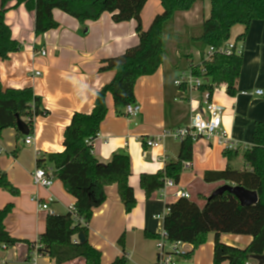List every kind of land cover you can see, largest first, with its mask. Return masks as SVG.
<instances>
[{"label": "crops", "instance_id": "0c3cea01", "mask_svg": "<svg viewBox=\"0 0 264 264\" xmlns=\"http://www.w3.org/2000/svg\"><path fill=\"white\" fill-rule=\"evenodd\" d=\"M207 1V10L203 8L201 15L197 5L192 13H175L174 31L177 35H184L187 28L202 26L210 14V0ZM161 11L160 0H148L142 12L143 27L147 29ZM53 16L59 27L36 36L34 12L21 5L6 13V22L21 48L11 53L7 60L0 59L2 86L5 90L32 88L42 98L49 114L35 120L34 140L29 145L25 143L24 135L14 128L5 129L0 138V172L6 173L18 190V194H13L0 189V209L13 204L5 226L12 237L21 241L15 246H0V264H28L31 255L28 244L40 239L46 229L47 216L64 214L74 207L75 198L60 180L50 188L34 184L37 158L63 152V134L73 114L91 113L97 93L115 75L114 71L99 72L101 61L118 56L139 42L134 20L117 24L110 13H103L99 20L82 24L59 9L53 10ZM245 31L244 25H235L230 37L243 47L237 93L229 96L225 86L214 96L215 102L224 108L223 128L239 144L241 153L252 145L255 124L264 122V97L255 94L256 90L264 91V20L253 21L246 37L238 41ZM170 47L159 69L136 83L135 100L141 106L140 115L135 119L118 115L109 96L108 116L93 144V154L101 163H108L116 153L130 155L129 184L134 188L137 200L136 207L130 213L126 212L117 186L112 185L106 189V200L94 209L88 225V240L101 251V264H111L124 253L127 264H156L158 261L157 240L164 230V221L156 216L163 214L166 206L176 199L173 196L164 198L160 191L147 198L140 177L160 173L168 164L176 162L180 142L168 139L162 147L151 148L146 140L163 129L189 125L200 101L199 93H182L176 87V78L190 67L188 60L175 49V44L171 43ZM41 50H46L47 54L41 55ZM191 54L193 57L192 51ZM193 61L199 63L194 58ZM37 71L41 75L36 76ZM245 91L251 94L243 95ZM224 150L216 141H195L192 166L183 167V171H190V174L182 175L176 187L167 191L168 194H174L178 189L187 190L191 198L203 206L215 189L227 184L204 180L206 172L225 169ZM239 161H242L240 167ZM234 165L238 169L245 167L242 156ZM50 198L52 202L44 210L40 205ZM122 236L124 247L119 242ZM220 240L246 249L252 237L224 232L220 234ZM214 242L215 233L211 232L207 242L195 249L190 257L186 255L192 252L193 246L183 243L181 247L185 255L175 256L174 261L176 264H214ZM39 264L56 263L49 256L41 255ZM66 264H84V261L77 259ZM250 264L258 263L252 260Z\"/></svg>", "mask_w": 264, "mask_h": 264}, {"label": "trees", "instance_id": "16d2710c", "mask_svg": "<svg viewBox=\"0 0 264 264\" xmlns=\"http://www.w3.org/2000/svg\"><path fill=\"white\" fill-rule=\"evenodd\" d=\"M148 0H0V59L7 60L11 53L20 50L21 45L12 36L6 22V13L24 5L27 11L35 13L34 30L36 36L57 29L53 10L68 14L84 24L97 21L103 13H110L112 20L119 24L136 23L139 42L122 54L101 61L99 72L114 71L113 79L98 93L91 113L76 112L63 134L64 151L43 154L37 158V167L51 169L56 180H60L76 202L74 211L64 214H49L46 229L40 236L41 255L49 256L56 264H66L82 259L84 264H101L102 253L88 240V225L94 209L106 200V189L116 185L118 195L130 213L137 204L134 188L129 184L131 157L126 152L116 153L108 163H101L93 154V143L99 135L100 127L108 116V97L113 99L115 111L123 115L124 108L135 100V86L144 76L153 75L163 63L167 53V33L182 57L188 60L190 69L200 75L201 68L216 84H225L229 96L237 93V84L243 66L242 55L231 56L215 53L212 60L195 64L191 48H196L204 56L209 47L219 48L230 40L231 30L241 24L246 31L238 41L246 37L253 21L264 20V0H210V14L198 29L187 28L184 35L174 31V16L180 11H189L197 0H160L162 11L156 14L145 29L142 12ZM12 4H14L12 6ZM204 59V57H203ZM49 110L42 98L32 88L5 90L0 81V138L5 129H17L18 116L27 124L30 135L34 134L35 120L46 117ZM19 134H21L18 131ZM25 138L28 136H24ZM92 141V144L88 142ZM193 140L180 143L178 160L168 164L157 174H142L140 185L147 198L163 189L167 179L180 181L183 162L193 159ZM226 167L219 171H209L204 175L207 183L224 182L256 191L259 202L251 207H242L232 194L225 193L201 206L197 201L178 198L169 203L170 212L164 218V230L171 242L180 241L195 249L207 242L208 235L215 233L214 264H250L251 256L264 255V122H258L253 129L252 145L241 153L239 150H224ZM242 156L245 167L238 169L234 162ZM0 189L18 194V190L0 172ZM13 204L0 209V246H15L19 242L11 236L5 220L11 213ZM233 233L252 237L250 245L241 249L221 242V233ZM85 236L79 242L78 235ZM124 247V236L119 240ZM29 249L35 243L28 244ZM29 259V258H28ZM123 256L111 264H127ZM156 264H159L157 261Z\"/></svg>", "mask_w": 264, "mask_h": 264}, {"label": "built area", "instance_id": "2783aa9c", "mask_svg": "<svg viewBox=\"0 0 264 264\" xmlns=\"http://www.w3.org/2000/svg\"><path fill=\"white\" fill-rule=\"evenodd\" d=\"M243 47L238 45L237 42L228 40L221 47L214 48L209 47L204 56L201 52H198L200 57L199 63L201 64L203 60H212L215 53L231 56L233 54L242 55ZM41 55L45 56L47 54L46 50H41L39 52ZM204 57V59H203ZM206 70L201 68L200 75H195L193 70L189 68L188 71L181 72L180 75L175 80L176 87L182 92H195L200 94L199 107L193 113L191 122L187 126H181L176 128L163 129L160 133L150 136L146 140V144L151 148L162 147L164 142L168 139L178 141L180 143L184 142L186 139L191 138L193 142L199 139H205L207 141H216L225 150H238L239 144L235 142L228 132L223 128V113L224 108L219 105L214 100L215 94L222 92L225 84H216L211 77L206 75ZM36 76L41 75V72H35ZM251 94V92H243V95ZM256 95L264 97V91L256 90ZM192 103V102H191ZM141 106L137 102L128 104L123 110V116L129 119H135L140 115ZM33 136H28L25 138L26 144L33 143ZM92 144V141L88 142ZM94 144V143H93ZM248 148H246L247 150ZM2 150L0 149V153ZM192 166L191 161L183 162L184 168H190ZM34 184L42 188H50L56 181L53 176L51 169H45L42 167H37L33 173ZM176 187V183L167 179L162 190H160L161 196L168 198L169 196L178 198L191 199V194L184 189H178L174 194H168V190ZM38 202V198H35ZM52 202L50 198L47 202L40 205L44 210L48 209V204ZM74 211V207L70 209ZM170 212V207L167 205L164 213L157 215L156 218L164 221L165 216ZM183 243L180 241L171 242L169 240L168 233L163 230L157 240V251H158V262L159 264H176L174 261L175 256L185 255L182 250ZM4 248L7 246L3 245ZM40 248L39 240L35 243V246L31 249V255L28 264H39V258L41 254L38 252Z\"/></svg>", "mask_w": 264, "mask_h": 264}, {"label": "water", "instance_id": "95a60500", "mask_svg": "<svg viewBox=\"0 0 264 264\" xmlns=\"http://www.w3.org/2000/svg\"><path fill=\"white\" fill-rule=\"evenodd\" d=\"M17 129L24 136L30 135L29 127L19 116L17 118ZM225 193L235 196L242 207H251L259 202V196L256 191H250L242 186H236L228 183L215 189L208 197V201H211L215 197L222 196ZM78 240L79 242H84L85 236L83 234H79ZM251 259L256 261L258 264H264V255L251 256Z\"/></svg>", "mask_w": 264, "mask_h": 264}, {"label": "rangeland", "instance_id": "374dc122", "mask_svg": "<svg viewBox=\"0 0 264 264\" xmlns=\"http://www.w3.org/2000/svg\"><path fill=\"white\" fill-rule=\"evenodd\" d=\"M198 6L199 7V10H200V13H199V15H201L202 14V11H203V8H205L206 10H207V6H208V1L207 0H197V2L192 6V8L189 10V11H191V13L193 12V10H194V8H195V6ZM184 23H185V21H183L182 22V25H184ZM182 29V26H181V28H180V30ZM166 40H167V49H171V47H170V45H171V43H173V42H171V36L170 35H168V33H167V37H166ZM174 44V43H173ZM191 51H192V53H193V58H194V60L196 61V62H199L200 61V57H198V49H196L195 47L194 48H191ZM189 68V67H188ZM187 68V69H188ZM240 162H242V161H239V163H238V165H239V167L240 166H242V163H240ZM185 173H187V174H190V171H186V172H184L183 171V173H182V175H184ZM181 175V176H182ZM183 178V177H182ZM194 199V198H193Z\"/></svg>", "mask_w": 264, "mask_h": 264}]
</instances>
